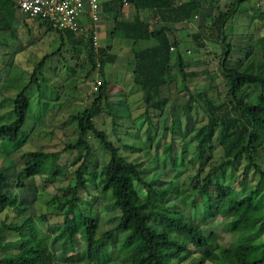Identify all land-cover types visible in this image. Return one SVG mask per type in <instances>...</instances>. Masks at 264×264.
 <instances>
[{"label": "trees", "instance_id": "16d2710c", "mask_svg": "<svg viewBox=\"0 0 264 264\" xmlns=\"http://www.w3.org/2000/svg\"><path fill=\"white\" fill-rule=\"evenodd\" d=\"M245 1L236 0L232 7L227 11H219L217 16L212 13L210 23L190 34V40L187 41L171 39L170 34L178 23L190 21L197 16L202 9V0L181 5H175L174 0H112L101 5L104 15L111 16L115 22L110 33L112 38L118 32H123L133 46L140 42L150 43L145 48L132 50L133 69L130 73L133 84L140 88L147 114L165 110L171 99L170 83L174 71L181 75L184 91L190 93L187 112L191 113L196 107H201L206 113L208 121L196 133L195 151L188 159L189 164L195 166L198 162H206L221 135L220 145L224 150V158L220 164L212 166L205 176L203 173L208 164L203 165L192 182L194 195L200 197L205 205V218L223 216L226 205L221 194H218L222 187L216 181L219 175L226 177L228 168H235L242 161L246 163L243 185L251 171L260 176L256 188L236 198L228 207V214L234 215L225 224V229L235 237L231 247H215V236H206L194 216L180 212L179 206L169 207L171 199L182 196V189L179 186L156 189L144 179L140 165L125 157L121 149L110 142L107 134L98 129L95 120L104 112L108 111L117 119L106 94L109 84L106 67L115 61V57L109 54L111 46L100 47L95 52L88 39L84 46L89 49L91 73H98L102 85L90 107L69 117L70 121L76 123L77 141L68 144L64 151H81L83 155L74 172V184L63 190L66 203L58 212H64L63 216H57H62L65 222L58 228L60 233L52 237L61 242L65 260L62 262L56 257L49 247L52 238L42 236L36 218L30 217L22 224L3 222L0 236L6 232H15L18 239L10 243L11 249L16 247L11 251L0 242V264H67L70 261H78L79 264H175V261H179L180 264L184 255L189 253L191 245L208 249L211 251L208 255L216 254L222 264H264V239L260 236L264 231V36L260 33L236 32L233 18L240 14L238 6ZM126 3L136 11L130 22L119 19L123 16ZM143 12L157 18L159 28L153 29ZM17 15L15 0H0V33L12 31ZM38 20L43 21L49 31L60 36H76L55 29L45 20ZM211 40L222 51L221 77L227 87L224 99L218 103L208 92L195 94L190 90L187 81L198 74L186 71V54L180 51L183 44L190 43H195L199 50L207 49ZM232 40H237L239 44L233 45ZM172 47L179 50L174 53ZM236 50L243 55L234 59L232 54ZM42 65L35 69L33 80L14 99L15 120L0 126V141L17 144L24 140L22 130L31 110L28 92ZM256 87L262 92H256ZM91 137L99 140L109 155V160L101 168L96 190L101 191L102 196H109L110 204L121 213L119 224L110 230H99V219L92 214L94 204H90L89 211H84L80 203L83 201V193L89 192V170L92 168L91 158L94 154L89 142ZM61 153L42 149L26 153L28 161L17 175V187L26 189V180L42 176L48 162L52 161L56 166ZM181 158H187V151L181 153ZM57 174L59 167H55L46 181H53ZM95 177L92 182H95ZM7 181L4 170L0 169V217L18 208L21 203L19 196L5 193ZM138 185L143 186L145 197L139 194ZM47 218L43 216L41 228L44 222L48 223ZM50 229L53 231V228ZM77 239L86 246L80 258L71 255L76 251ZM256 246H259V258L251 260L246 255L254 251ZM207 256L197 258L198 264H204Z\"/></svg>", "mask_w": 264, "mask_h": 264}, {"label": "rangeland", "instance_id": "374dc122", "mask_svg": "<svg viewBox=\"0 0 264 264\" xmlns=\"http://www.w3.org/2000/svg\"><path fill=\"white\" fill-rule=\"evenodd\" d=\"M99 1L102 4L107 0ZM235 1H211L214 7L210 6L211 9L202 14L201 24L210 23L212 13L217 16L219 11H227ZM238 8L240 14L233 18L236 32L260 33L264 36V0H246ZM102 14L99 24L93 28L100 30V47L111 46L109 54L115 57V61L106 67L109 82L106 94L109 106L114 108L117 119L108 111L104 112L95 120L98 129L107 134L110 142L118 146L125 157L140 165L144 179L156 189L173 186L182 189V196L171 199L168 202L169 207L179 206L180 212L194 216L206 236H215V247H231L235 237L225 229V224L230 222L234 215L228 214V207L236 198L243 197L256 188L260 183V176L251 171L243 185L246 163L242 161L235 168H228L226 177L219 175L216 181L222 187L218 194H221L226 205L223 216L220 215L216 219L205 218V205L200 197L194 195L192 182L203 165L208 164L203 173L205 176L212 166L220 164L224 158V150L220 145L221 135L215 143L213 154L206 162H198L195 166L189 164L188 159L195 151L196 133L208 121L206 113L201 107H196L191 113L187 112L190 93L184 91L182 77L178 71H174L170 83L171 99L165 110L147 114L140 88L133 84L130 73L133 69L132 50L145 48L150 43L140 42L133 46L123 32H118L112 38L110 33L115 27V22L111 16ZM142 14L148 17L153 29L159 28L158 22H155L157 18L151 20L148 12ZM135 15V9L126 6L123 16L119 19L130 22ZM196 23L197 19H194L174 26L170 34L172 39L190 40L189 35L198 31ZM205 32L208 33L207 29ZM87 40V37L81 36H60L49 31L43 21L20 14L15 18L12 31L0 33V126L11 124L15 120L14 99L33 80L35 69L43 63L28 92L31 97V110L22 130L24 140L17 144L0 141V169L4 170L8 180L4 191L19 196L21 202L18 208L1 215L0 228L3 222L22 224L28 218L34 217L42 236L52 238L60 233L58 228L65 222L62 217L64 211L61 214L58 212L66 203L63 190L74 184V172L83 155L81 151H64L68 144L77 141L76 123L70 121L69 117L92 105L99 92V89H95L96 83L102 81L97 72L91 73L89 49L84 46ZM231 43L239 44L237 40H232ZM180 51L186 54V71L198 74L188 79L190 90L195 94L208 92L216 103L223 100L227 87L221 77L222 51L215 41L211 40L207 49L203 50H199L195 43L183 44ZM242 55L236 50L232 57L236 59ZM95 63H98L96 59ZM255 90L262 92L259 87ZM89 142L94 150L91 158L92 168L89 170V192L83 193V201L80 203L84 211H89L90 204H94L92 214L99 219V230H110L119 224L121 213L110 204L109 196H102L95 186L99 183L101 168L109 160V155L99 140L91 137ZM41 149L46 152H62L57 165L54 166L52 161L48 162L46 172L42 176L27 179L26 189L18 188L17 175L28 161L25 154ZM184 150L187 151L186 159L181 158ZM55 167H59V174L53 181H46ZM94 177L95 182H92ZM137 190L145 197L143 186L138 185ZM44 215L48 217V223L44 222V227L41 228ZM74 222L75 219L72 220V223ZM161 226L164 228V222ZM50 228H53V231ZM260 236L264 239V231ZM17 237L15 232H6L0 236V242L11 251L16 247L11 249L10 243L17 242ZM75 246L76 251L71 255L80 258L86 246L80 239L76 240ZM49 247L60 261L65 260L61 242L52 238ZM258 251L259 246H256L255 250L249 251L246 256L256 260L259 258ZM208 252L211 253L206 248H195L191 245L189 253L184 255L180 264H198L197 258L207 256ZM67 264L79 263L70 261ZM175 264H179V261H175ZM204 264L222 262L216 254H211L205 258Z\"/></svg>", "mask_w": 264, "mask_h": 264}, {"label": "built area", "instance_id": "2783aa9c", "mask_svg": "<svg viewBox=\"0 0 264 264\" xmlns=\"http://www.w3.org/2000/svg\"><path fill=\"white\" fill-rule=\"evenodd\" d=\"M15 3L20 15L45 20L63 33L87 37L95 52L100 48L99 31L93 28L103 15L99 0H15ZM101 85L102 81H97L95 89Z\"/></svg>", "mask_w": 264, "mask_h": 264}, {"label": "crops", "instance_id": "0c3cea01", "mask_svg": "<svg viewBox=\"0 0 264 264\" xmlns=\"http://www.w3.org/2000/svg\"><path fill=\"white\" fill-rule=\"evenodd\" d=\"M108 1H112V0H107L106 2H108ZM189 1H194V0H174V2H175V5H181V4H184V3H186V2H189ZM203 1V5H202V9H201V11L197 14V16H195L192 20H190V21H187V22H183V23H178L177 25H180V24H185V23H188V22H191V21H193L194 19H197V22L198 23H196L195 25L198 27V31H199V29L201 28V26L203 25H206L205 23L204 24H201V22H200V20H201V17H202V14H204V12H207V11H209L211 8H213L214 6L212 5V3L214 2V1H218V0H202ZM211 1H213V2H211ZM211 2V3H210ZM103 3H105V1L103 2ZM103 3L101 4V5H103ZM128 6H130V5H128ZM209 6V7H208ZM210 6H211V8H210ZM126 7V6H125ZM132 7V6H131ZM145 15V14H144ZM148 15H149V17H151L150 16V13H148ZM207 16H209L208 14H207ZM148 17H146V15H145V19H146V21L147 22H149L148 21V19H147ZM151 20H152V17H151ZM156 20V19H155ZM155 22H157V20L155 21ZM176 25V26H177ZM178 27H180V26H178ZM99 28V27H98ZM102 30V29H101ZM99 32H100V30H98ZM112 31V30H111ZM170 38L172 39V36L170 35Z\"/></svg>", "mask_w": 264, "mask_h": 264}]
</instances>
